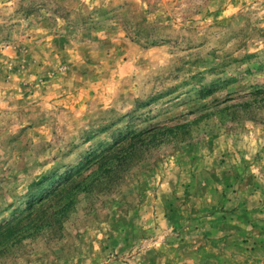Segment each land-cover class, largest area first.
Returning <instances> with one entry per match:
<instances>
[{
  "label": "rangeland",
  "instance_id": "374dc122",
  "mask_svg": "<svg viewBox=\"0 0 264 264\" xmlns=\"http://www.w3.org/2000/svg\"><path fill=\"white\" fill-rule=\"evenodd\" d=\"M16 221L0 264H264V0H0Z\"/></svg>",
  "mask_w": 264,
  "mask_h": 264
},
{
  "label": "trees",
  "instance_id": "16d2710c",
  "mask_svg": "<svg viewBox=\"0 0 264 264\" xmlns=\"http://www.w3.org/2000/svg\"><path fill=\"white\" fill-rule=\"evenodd\" d=\"M117 150H120V148L119 149H116L115 151H117ZM114 151H112L110 154H112ZM109 154V155H110ZM115 154H113V156H114ZM106 157V154L105 155H103L102 157H101V160H102V158H105ZM100 165V164H99ZM98 167H101V166H98ZM18 223H19V221H16L15 223H13V224H11V223H7L6 225H4V227L2 228H0V236L1 235H5L4 236V238L6 237V236H8V234L9 235H11L12 233H13V230L14 229H16L17 228V226H18Z\"/></svg>",
  "mask_w": 264,
  "mask_h": 264
}]
</instances>
